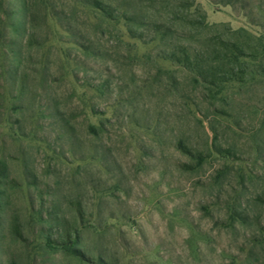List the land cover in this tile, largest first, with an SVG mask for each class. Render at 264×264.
<instances>
[{
	"label": "rangeland",
	"instance_id": "obj_1",
	"mask_svg": "<svg viewBox=\"0 0 264 264\" xmlns=\"http://www.w3.org/2000/svg\"><path fill=\"white\" fill-rule=\"evenodd\" d=\"M76 1L0 0V264H264V0L219 87Z\"/></svg>",
	"mask_w": 264,
	"mask_h": 264
},
{
	"label": "trees",
	"instance_id": "obj_2",
	"mask_svg": "<svg viewBox=\"0 0 264 264\" xmlns=\"http://www.w3.org/2000/svg\"><path fill=\"white\" fill-rule=\"evenodd\" d=\"M96 13L103 24L126 29L128 38L150 46L165 60L179 65L205 85L225 86L228 83L244 84L237 70L241 60L252 58L239 43L240 31L221 26L234 41L219 38L217 45H207L203 34L210 29L206 16L194 0H77ZM229 5V2H227ZM188 26L189 32H185ZM201 39V41H200ZM175 40L176 42L172 41ZM197 41V42H193ZM213 40L211 45L215 44ZM195 43V46H194ZM214 55L208 65L207 56Z\"/></svg>",
	"mask_w": 264,
	"mask_h": 264
}]
</instances>
